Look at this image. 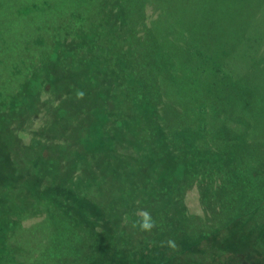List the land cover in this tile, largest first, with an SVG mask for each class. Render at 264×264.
<instances>
[{"label":"trees","instance_id":"obj_1","mask_svg":"<svg viewBox=\"0 0 264 264\" xmlns=\"http://www.w3.org/2000/svg\"><path fill=\"white\" fill-rule=\"evenodd\" d=\"M60 1L0 0V47L16 46L11 57L0 54V93L9 99L0 111V261L20 217L59 213L91 241L77 264H264L262 221L235 210L218 229L196 233L186 215L181 195L192 183L223 180L229 196L243 188L235 167L225 170L227 145L215 165L182 129L167 130L151 74L121 44L130 14L141 18L145 4ZM96 3L90 20L84 14ZM25 64L19 81L11 76ZM241 94L232 104L251 100ZM255 184L264 193L261 180ZM144 211L155 221L151 231L137 223Z\"/></svg>","mask_w":264,"mask_h":264},{"label":"rangeland","instance_id":"obj_2","mask_svg":"<svg viewBox=\"0 0 264 264\" xmlns=\"http://www.w3.org/2000/svg\"><path fill=\"white\" fill-rule=\"evenodd\" d=\"M141 3L145 4L143 16L130 14L132 25L122 33L121 44L132 47L133 59L143 63L145 75L151 74L167 130L187 133L199 147L203 162L218 165L216 153L227 145L225 170L235 167V183L243 188L229 196L223 180L208 187L192 183L181 196L195 232L210 226L218 229V223L232 219L235 210L240 219H258L264 225L263 191L261 184L254 185L261 180L264 187V0H135L134 6ZM126 5L128 9L131 3ZM96 6L92 4L91 13L84 14L90 20L99 15ZM13 48L0 47L1 56L11 57ZM27 67L15 68L11 76L18 75L19 81ZM2 75L0 65V84ZM242 92L251 100L232 104ZM205 99L208 109L201 105ZM5 100L9 99L0 93V111L8 107ZM32 121L36 125L39 117ZM254 170L257 174L252 175ZM222 206L229 208L222 212ZM66 220L59 213L53 218L45 214L20 217L8 231L10 249L0 264H39L44 254H48L45 264H77L91 241L86 234L72 231ZM54 247L61 252L57 257L49 256Z\"/></svg>","mask_w":264,"mask_h":264},{"label":"clouds","instance_id":"obj_3","mask_svg":"<svg viewBox=\"0 0 264 264\" xmlns=\"http://www.w3.org/2000/svg\"><path fill=\"white\" fill-rule=\"evenodd\" d=\"M143 231H151L155 226V221L152 220L151 215L144 211L141 213V219L137 222ZM170 246H174V242L169 241Z\"/></svg>","mask_w":264,"mask_h":264}]
</instances>
